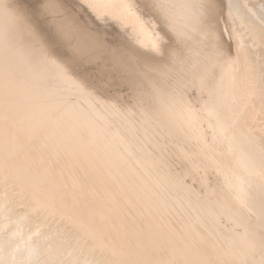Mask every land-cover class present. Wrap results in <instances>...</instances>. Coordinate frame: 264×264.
<instances>
[{"label":"bare ground","instance_id":"1","mask_svg":"<svg viewBox=\"0 0 264 264\" xmlns=\"http://www.w3.org/2000/svg\"><path fill=\"white\" fill-rule=\"evenodd\" d=\"M7 2L34 13L49 0ZM185 2L168 0L184 35L162 30L158 23L166 53L160 56L149 47V36L131 24L97 20L83 0H59L69 23L103 42L78 77L98 86L88 88L91 96L64 90L51 70L31 62L16 25L0 14V61L11 55L17 91L7 127L0 110V260H24L30 248L38 247L43 264H116L127 258L126 237L143 230L170 240L180 234L189 241L204 237L206 258L221 264H259V247L255 252L243 247L246 228L259 241L258 216L239 207L230 184L251 179L255 192L260 177H249L232 133L221 135L214 116L201 112L198 123L177 127L153 95L161 85L175 83L181 72L186 80L201 74L212 63L219 29L225 26L221 21L215 36L192 30ZM217 3L227 16L228 3H247L256 10L264 0ZM39 24L51 31L47 20ZM228 27L242 34L246 44L255 40L236 79L231 69H215L211 98L198 87L188 88L186 96L197 109L210 100L225 122L238 116L235 127L259 142L264 137L260 25L241 7ZM228 35L224 40L234 49L236 41ZM6 43L15 45L11 53L5 51ZM249 65L255 84L251 89L243 85ZM129 80L134 88L126 86ZM70 95L83 109L80 120L71 114L59 121L46 119L53 100ZM173 256L161 252L152 258Z\"/></svg>","mask_w":264,"mask_h":264},{"label":"snow or ice","instance_id":"2","mask_svg":"<svg viewBox=\"0 0 264 264\" xmlns=\"http://www.w3.org/2000/svg\"><path fill=\"white\" fill-rule=\"evenodd\" d=\"M228 13L224 15L222 10L218 11L217 0H186L183 7L188 12V20L192 30H199L206 35L215 36L216 29L224 22V27L219 29V37L214 49L212 63L207 65L203 72L191 80L180 78L175 83L161 85L153 95L158 99L161 107L173 117V123L177 127L185 124L191 126L199 121V114L206 113L209 117H215L219 132L226 135L231 132V140L240 150V155L244 161L249 177L259 176L260 182L254 192L251 179L238 180L234 186L230 184L231 195L239 207L250 214L257 215L259 219L260 235L257 241L248 229H245L243 247L246 252H255L259 247L261 259L259 264H264V137L257 142L250 133H246L235 127L239 121L238 116H234L231 123L220 118L214 104L206 101L199 109L194 108L191 101L186 96L188 88L198 87L201 92L207 91L209 97L212 95L211 80L215 69L233 70V80L236 79L235 72L242 63V58L246 61L250 49L255 45V40L245 43L242 34L237 33L233 27L229 32V22L235 24L240 15V8L246 11L252 20L260 25V39L264 44V3L254 10L247 3H228ZM83 7L90 11L97 20H115L124 26H131L150 38L149 47L157 55H165L162 45L165 43L164 36L157 31L159 23L163 29H167L183 36L174 23L171 16L168 0H83ZM0 14L7 16L16 25L17 37L23 40L31 53V62L36 63L46 69L51 70L53 79L64 86V90L72 94L91 96L89 87L96 88L97 85H86L80 76L81 66L85 62H91L96 57L103 42L98 37H89L84 30L78 28L74 23H69L70 17L62 10L59 0H49L40 4L34 13H27L19 3L11 5L7 0H0ZM45 19L50 25L51 31L41 27L39 20ZM151 29V32H149ZM224 33H229L228 40L235 39V48L224 40ZM52 35L55 39H52ZM251 39V37H248ZM15 48L14 44L6 43L5 51L11 53ZM177 64H182L174 53H169ZM260 86L264 92V53L260 57ZM16 74L12 64L11 55H5L0 61V110L5 127L11 119V109L16 100ZM127 79V78H125ZM244 87L249 89L255 86L252 68L244 78ZM127 87H135L129 80ZM143 103V97L138 98ZM114 107V106H113ZM71 114L73 119L79 121L83 115V109L77 108L74 104V97L55 98L49 108L46 119L59 121L65 115ZM127 251L126 259H122L116 264H221L220 261L206 258L209 251L208 241L200 237L196 241H189L182 234L177 235L175 240L167 237L154 238L148 231L133 233L131 237H126ZM171 252L173 258L167 260L153 259L156 253ZM196 253L197 257L192 258ZM38 247L28 250L24 260L17 261L15 258L5 261L0 260V264H43L39 259ZM241 264H255L254 261L244 260Z\"/></svg>","mask_w":264,"mask_h":264},{"label":"rangeland","instance_id":"3","mask_svg":"<svg viewBox=\"0 0 264 264\" xmlns=\"http://www.w3.org/2000/svg\"><path fill=\"white\" fill-rule=\"evenodd\" d=\"M221 5H222V6L224 5L223 1L221 2Z\"/></svg>","mask_w":264,"mask_h":264}]
</instances>
